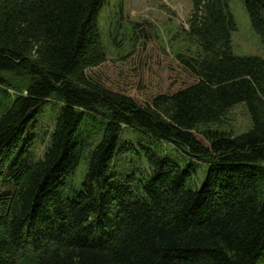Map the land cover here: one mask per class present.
Instances as JSON below:
<instances>
[{
    "label": "trees",
    "instance_id": "obj_1",
    "mask_svg": "<svg viewBox=\"0 0 264 264\" xmlns=\"http://www.w3.org/2000/svg\"><path fill=\"white\" fill-rule=\"evenodd\" d=\"M243 1L264 45V0ZM106 2L0 0V264H264V58L233 53L230 1L192 0L198 55L171 59L137 25L122 66L102 48ZM53 102L49 145L30 161ZM240 104L249 131L212 129ZM125 127L197 164L146 152L149 177L116 182Z\"/></svg>",
    "mask_w": 264,
    "mask_h": 264
},
{
    "label": "rangeland",
    "instance_id": "obj_2",
    "mask_svg": "<svg viewBox=\"0 0 264 264\" xmlns=\"http://www.w3.org/2000/svg\"><path fill=\"white\" fill-rule=\"evenodd\" d=\"M231 13L236 22L232 32L233 53L237 56H261L264 58L262 37L251 23L243 0H230ZM192 0H107L102 7L98 26L101 35L102 48L106 61L118 66L133 59L142 40L136 33V26L148 30L156 42L157 49L166 53L171 59L178 55L192 57L198 55L200 49L188 34L192 16ZM158 53V52H157ZM152 73H145L147 81L158 83V78ZM151 75V76H150ZM165 81V79H164ZM60 103L53 102L47 106L37 121L35 133L36 142L30 161L41 159L49 145L50 135L56 126ZM3 110L0 106V116ZM213 130H221L233 136L241 135L252 128V121L245 104L232 108L223 123L211 126ZM90 126L87 128L89 131ZM93 132L97 131L94 126ZM131 128L125 127L120 140V148L114 159L111 173L116 182H124L129 176L138 180L149 177L150 165L144 155L150 152L161 158H170L180 164H197L193 157L177 149L165 141H155ZM99 136L95 137L97 141ZM142 150L144 153H140ZM86 166L82 163L73 178V188L78 189L85 177ZM207 169L202 166L190 183L200 188L206 178Z\"/></svg>",
    "mask_w": 264,
    "mask_h": 264
}]
</instances>
